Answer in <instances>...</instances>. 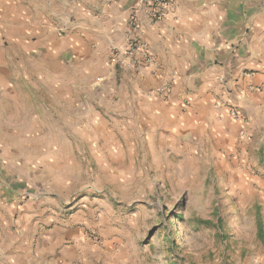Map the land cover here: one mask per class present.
<instances>
[{"label": "crops", "instance_id": "crops-1", "mask_svg": "<svg viewBox=\"0 0 264 264\" xmlns=\"http://www.w3.org/2000/svg\"><path fill=\"white\" fill-rule=\"evenodd\" d=\"M134 9L156 61L144 73L110 62L111 45L133 34ZM8 27L29 55L48 52L33 56L46 68L19 63L16 89L43 82L49 105L58 92L78 124L100 126L107 138L120 124L131 139L190 134L264 150V0H174L156 21L140 0H0V28ZM37 37L42 45L31 43ZM30 118L20 116L16 137L0 147V264H65L64 236L79 233L83 217H61L76 183L68 135Z\"/></svg>", "mask_w": 264, "mask_h": 264}, {"label": "rangeland", "instance_id": "rangeland-1", "mask_svg": "<svg viewBox=\"0 0 264 264\" xmlns=\"http://www.w3.org/2000/svg\"><path fill=\"white\" fill-rule=\"evenodd\" d=\"M16 36L15 28H0V147L16 137L20 116L37 115L42 131H66L76 183L61 217H83L79 233L64 236L65 264H264L263 149L250 142L225 148L190 134L131 139L120 124L107 138L100 126L78 124L58 92L49 105L43 82L16 89L19 63L48 67L33 60L48 52L29 55ZM39 39L31 43L42 45ZM89 128L98 139L86 136Z\"/></svg>", "mask_w": 264, "mask_h": 264}, {"label": "built area", "instance_id": "built-area-1", "mask_svg": "<svg viewBox=\"0 0 264 264\" xmlns=\"http://www.w3.org/2000/svg\"><path fill=\"white\" fill-rule=\"evenodd\" d=\"M140 2L147 17L156 21L166 16L168 10L173 6L174 0H140ZM129 24L133 34L124 43L111 45L110 62L116 67L134 69L138 73H144L156 61L149 45L139 35L141 28L139 9L133 10L130 15ZM168 88L169 85H165L163 90H167ZM231 115L235 118L239 117L236 109L231 110ZM92 236L96 241L102 242L95 233Z\"/></svg>", "mask_w": 264, "mask_h": 264}, {"label": "trees", "instance_id": "trees-1", "mask_svg": "<svg viewBox=\"0 0 264 264\" xmlns=\"http://www.w3.org/2000/svg\"><path fill=\"white\" fill-rule=\"evenodd\" d=\"M262 234V233H261Z\"/></svg>", "mask_w": 264, "mask_h": 264}]
</instances>
